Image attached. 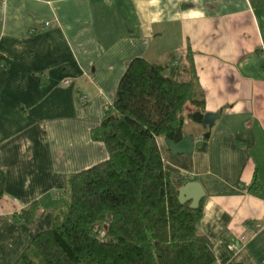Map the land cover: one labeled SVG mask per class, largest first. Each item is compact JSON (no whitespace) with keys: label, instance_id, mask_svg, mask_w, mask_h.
Segmentation results:
<instances>
[{"label":"crops","instance_id":"obj_1","mask_svg":"<svg viewBox=\"0 0 264 264\" xmlns=\"http://www.w3.org/2000/svg\"><path fill=\"white\" fill-rule=\"evenodd\" d=\"M135 59L197 80L220 115L185 119L205 151L157 144L173 185L205 193L198 234L215 264H264V0H0V264L53 227L70 177L109 160L97 137Z\"/></svg>","mask_w":264,"mask_h":264},{"label":"trees","instance_id":"obj_2","mask_svg":"<svg viewBox=\"0 0 264 264\" xmlns=\"http://www.w3.org/2000/svg\"><path fill=\"white\" fill-rule=\"evenodd\" d=\"M204 117L197 80L177 82L133 60L97 137L109 160L69 178L65 208L15 264H215L211 243L198 234L202 205L179 202L157 144L181 141L185 119L202 125ZM4 188L0 173V200ZM35 216L32 208L24 219Z\"/></svg>","mask_w":264,"mask_h":264},{"label":"water","instance_id":"obj_3","mask_svg":"<svg viewBox=\"0 0 264 264\" xmlns=\"http://www.w3.org/2000/svg\"><path fill=\"white\" fill-rule=\"evenodd\" d=\"M220 118L219 114H206L203 119V127L210 128L215 125L217 119ZM168 149L174 156H192L195 151H205L206 144H203L201 148H197V142L192 136H186L181 141L166 139ZM178 200L182 205L188 204L191 209H198L202 200L205 197V193L201 185L197 182H188L178 191Z\"/></svg>","mask_w":264,"mask_h":264},{"label":"built area","instance_id":"obj_4","mask_svg":"<svg viewBox=\"0 0 264 264\" xmlns=\"http://www.w3.org/2000/svg\"><path fill=\"white\" fill-rule=\"evenodd\" d=\"M64 84L67 85V84H69V82L66 81ZM81 102H86V97H82ZM245 240H246V237L245 236L241 237L240 241L237 244L232 245L231 249L238 250L239 247H240V243L241 242H244Z\"/></svg>","mask_w":264,"mask_h":264}]
</instances>
